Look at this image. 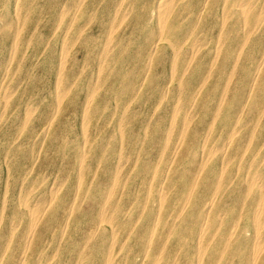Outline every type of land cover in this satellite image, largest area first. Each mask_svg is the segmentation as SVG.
Listing matches in <instances>:
<instances>
[{
	"label": "bare ground",
	"instance_id": "bare-ground-1",
	"mask_svg": "<svg viewBox=\"0 0 264 264\" xmlns=\"http://www.w3.org/2000/svg\"><path fill=\"white\" fill-rule=\"evenodd\" d=\"M85 2L79 0L77 14ZM106 9L109 18L96 56L100 71L104 65L120 71L118 84L113 83L120 93L111 91V97L127 93L123 103H131L138 93L154 92L141 123L148 125L167 109L168 124L156 136L144 139L147 130L138 134L137 143L155 151L136 153V177L141 172L142 177L130 176V188L123 189L119 182L127 157L118 151L111 158L113 149L107 147L114 135L98 146L84 131L74 141L78 182L59 199L62 179L47 191L36 190L33 201L19 195L14 211L23 204L29 220L19 235L18 220L0 233V264H264V0H106ZM127 18L132 31L114 35ZM73 37H85L82 28L74 29ZM160 62L168 76L152 85L151 70ZM128 64L134 65L130 78L123 71ZM215 72L219 81L209 85ZM101 77L81 87L84 125L100 110L93 94ZM62 94L56 90L54 96ZM126 115L125 108L120 117ZM86 171H91L87 178ZM38 202L57 226L50 237L44 235ZM14 244L24 256L13 257ZM9 249L12 256L4 260ZM31 249L36 259H26Z\"/></svg>",
	"mask_w": 264,
	"mask_h": 264
},
{
	"label": "rangeland",
	"instance_id": "rangeland-1",
	"mask_svg": "<svg viewBox=\"0 0 264 264\" xmlns=\"http://www.w3.org/2000/svg\"><path fill=\"white\" fill-rule=\"evenodd\" d=\"M78 2L79 0H0L1 234L4 233L5 229H8V225L13 220H18L16 223L20 222L16 228V234L23 233V229L29 220L30 212L26 211L23 204H20L19 209L14 211V204L20 199L19 195H23L27 201H33L36 190L45 188L47 191V189L52 188L62 179L66 183L62 187L63 190H58L56 193L59 199L67 193L66 191L72 188V185L74 186L78 182V172L73 165L76 163L77 158L74 141L76 140L78 143L84 131L91 135L92 140L98 141V146L107 141L106 135L111 133L114 135L112 136V143L111 139H109L110 147L108 146L107 149H113L111 150L113 151L111 154L112 159H115L119 152L124 153L125 157H127L119 182V189H123L122 185L130 188L131 183L127 182L130 176H133V179L142 177V172L139 177H136L139 168L134 160L135 157L144 154L150 156L155 151L153 146L145 147V145L137 143L138 134H142L144 130H147L146 135L143 133L144 139L145 136H156L160 129L168 124L166 118L169 117V111L167 109L153 116L152 120L147 123L148 125L141 123V118L145 115L148 116L150 112V106L155 98L154 92L145 93L143 91L138 93L137 101L131 103L127 101L123 103L127 93H124L123 96L117 94L114 98L111 97V91L120 93L118 86H116L119 80L116 75L120 71H116V69L112 66L108 67V65H104L100 71L96 56L99 53L101 42L100 31L104 32L103 23L109 18L106 0H94L93 3L90 0H86L81 12L77 14L75 8ZM17 3L18 7L15 8ZM69 7L71 8L69 9ZM24 12L26 13L24 14ZM73 17H75L74 21H72ZM82 21H84L83 24H81ZM118 25L114 32L116 36L119 34L127 35L129 31H132L128 18L122 20ZM76 28H82L85 37L74 38V29L76 30ZM85 38L89 39L83 41ZM88 41H90V50H86L84 47ZM16 44L17 47L15 46ZM62 49L66 53L64 57L62 56ZM166 52H168L167 49L162 51L163 56L168 55ZM133 66L128 64L123 70L128 73V78L132 77ZM4 71L7 72L4 73ZM151 71V75L154 76L155 80L152 85L161 83L168 76V72L162 62L158 63ZM217 73L213 74L209 85L212 83L215 86L219 78ZM100 74L102 75L101 81L95 86L96 89L93 94L95 104L100 106V110L96 111V114L93 113L94 115L86 120V125H84V119L82 118L83 108L80 104L82 98L81 87L87 88L92 85V82H96ZM102 78L104 79L102 80ZM114 82L116 84L113 87ZM215 89L216 87L212 91L215 92ZM56 90L63 91L62 96H54ZM4 101L5 104H3ZM56 102L60 103V107L55 109L52 105L56 104ZM167 102L169 101H165V105ZM27 106L29 107L27 108ZM164 107L166 108V106ZM125 108L127 115L122 118L120 115ZM133 108H136V111H131ZM111 111H113V114L109 115ZM118 121L122 123L121 132L118 129ZM49 124H51L50 127L48 126ZM48 127L50 128L49 132L42 133L44 130H48ZM120 138L123 139L121 140ZM68 139L72 142H69L70 144L67 146L65 142ZM86 161L90 165L91 157H88ZM32 165L33 169L31 170ZM99 167L103 169V163ZM91 171H86L84 177L87 178ZM25 172H29V175L27 176ZM133 179L130 181H133ZM32 182L34 183V188L30 190L31 187L30 189L28 188ZM44 185L48 186L44 187ZM58 199L53 203L50 210L56 206ZM36 204H39V206H36L38 213H43L42 209H44L45 204L39 202ZM46 211L41 214L40 223L45 225L44 235L50 237L51 232L57 226L48 220L47 217L50 213ZM70 228L71 224L68 229ZM11 248L14 252V258L18 259L24 256L23 252H21L22 249L17 248L16 244L12 245ZM10 249L4 255V260L8 256H12ZM47 250L52 251L53 247L45 249V251ZM133 250L135 251L136 248ZM59 254L60 257L65 256L64 254ZM36 256L31 249L29 252L27 251L26 259H36Z\"/></svg>",
	"mask_w": 264,
	"mask_h": 264
}]
</instances>
